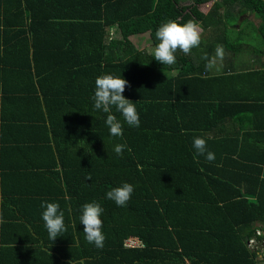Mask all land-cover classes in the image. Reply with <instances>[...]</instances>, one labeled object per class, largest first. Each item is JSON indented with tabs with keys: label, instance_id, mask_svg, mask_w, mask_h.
<instances>
[{
	"label": "trees",
	"instance_id": "1",
	"mask_svg": "<svg viewBox=\"0 0 264 264\" xmlns=\"http://www.w3.org/2000/svg\"><path fill=\"white\" fill-rule=\"evenodd\" d=\"M208 1L0 0V93L18 109L41 108L55 143L39 171L21 174L60 205L67 228L52 241L42 200H4L0 264H264V95L261 83L248 91L239 80L264 76V1L223 0L225 28L244 26L236 43L225 33L226 53L244 54L248 34H259L263 48L250 47L247 67L261 70L206 71L203 57L222 45H205L213 35H202L191 55L178 51L174 65L154 60L157 29L170 20L209 25L220 3L204 15L198 5ZM142 35L152 54L134 43ZM105 74L128 81L123 95L140 117L129 127L112 109L122 137L110 135L108 114L94 108L95 80ZM196 137L213 162L197 154ZM124 183L134 192L118 207L106 193ZM91 202L103 208V249L86 241L80 222ZM11 206L24 217L10 216ZM128 239L138 246L126 247Z\"/></svg>",
	"mask_w": 264,
	"mask_h": 264
},
{
	"label": "clouds",
	"instance_id": "2",
	"mask_svg": "<svg viewBox=\"0 0 264 264\" xmlns=\"http://www.w3.org/2000/svg\"><path fill=\"white\" fill-rule=\"evenodd\" d=\"M202 31V27L194 20H189L183 24L172 20L163 23L155 32L158 44L154 48V60L162 65L171 66L176 63V53L178 51L185 55H191L192 49L198 48L201 44ZM224 56L223 46L217 45L213 57L209 58L207 55L203 57L206 61L205 70H212L217 60L222 61ZM128 86V81L121 77H114L111 74L101 75L95 80V92L93 96L94 108L108 114L105 123L110 129V135L113 137L123 136V125L121 121L115 115L111 114L113 108L121 113L124 122L129 127L140 126V117L135 107L136 103L126 99L123 95ZM193 147L198 155L205 156L209 162L215 160V154L207 150V142L205 139L196 137L193 141ZM125 148L126 145L118 144L115 146L114 151L117 155H122ZM128 151H131V149H128ZM133 192L134 186L129 183H124L108 191L106 198L114 201L118 207H125L130 201ZM41 208L45 209L42 212V220L48 232L49 239L55 241L67 231L64 222V213L60 210V205L54 202H43ZM102 213L103 208L101 205L96 202H91L83 205L82 215L80 216L86 241L98 249H103L106 240V236L102 231ZM0 223H3L2 215H0ZM130 241L136 244L128 246V248L138 246L137 241L133 239L126 240L125 246Z\"/></svg>",
	"mask_w": 264,
	"mask_h": 264
},
{
	"label": "crops",
	"instance_id": "3",
	"mask_svg": "<svg viewBox=\"0 0 264 264\" xmlns=\"http://www.w3.org/2000/svg\"><path fill=\"white\" fill-rule=\"evenodd\" d=\"M217 0L203 2L198 5L200 12L204 15H207L209 12H212L213 7L215 6ZM181 5L191 6L194 3V0H180ZM226 8L224 10L218 9L215 16L209 20V25L206 23L204 25L203 22H199L198 24L202 27L203 31L201 36H208L211 38L207 43L212 44L214 42H222V46H225V56L227 57V47L225 39V34L220 32V29H232L231 26L225 28L224 24L227 25L226 19ZM253 16V15H251ZM241 20V18H240ZM238 25V24H237ZM220 29H219V28ZM230 27V28H229ZM240 29V26H239ZM238 32V31H237ZM207 38V37H206ZM150 44V43H149ZM148 44V45H149ZM242 71H246L252 69L250 67H243L241 65ZM261 69V68H260ZM215 73L221 75L222 72L217 69L214 70ZM259 71V70H257ZM234 72V71H232ZM243 77L239 79L241 84L243 85L245 90L253 91L254 84L258 83L261 85H257V88L260 87L262 91L258 94L264 95V76H258L254 79ZM2 81V79H1ZM263 81V83H262ZM13 82V81H9ZM7 84V83H6ZM218 84V81H217ZM10 88H14L13 85L9 86ZM4 90V89H3ZM2 92L0 93V215H2V202L6 199L9 200H20L26 201L28 203H32L34 201L42 200V202H47V191L43 188V192L41 190L38 192L33 190V181L29 180L28 177H25L21 174L26 170L28 174L32 171V173H36L35 171H39V168L42 166V163L46 161L47 151L49 147H55V143L47 140L48 136L50 138L52 136V128H49L46 120L45 113H43L40 109L37 108V111L32 112V106L28 104L27 107L23 109H18L17 104L11 101H4ZM243 95H247V92H243ZM40 100V99H39ZM35 101V100H34ZM38 101V100H37ZM31 102V101H30ZM41 103V101L39 102ZM40 110V111H39ZM33 116H37V121H33ZM245 118L247 116H244ZM24 120L30 121V127L23 126L25 125ZM48 128V129H47ZM44 150H41L43 149ZM46 157V158H45ZM43 161V162H40ZM25 169V170H24ZM45 172V171H44ZM32 175V174H30ZM33 180L34 178L30 176ZM24 184V187L22 185ZM23 188V189H21ZM8 195H3L4 193ZM11 202V201H10ZM14 207H8V212L11 214L10 216H16L18 218L24 217L23 214L19 212H13ZM40 210H43L40 209ZM45 210V209H44ZM34 211V210H33Z\"/></svg>",
	"mask_w": 264,
	"mask_h": 264
},
{
	"label": "rangeland",
	"instance_id": "4",
	"mask_svg": "<svg viewBox=\"0 0 264 264\" xmlns=\"http://www.w3.org/2000/svg\"><path fill=\"white\" fill-rule=\"evenodd\" d=\"M249 19H250V23H255V25L258 24L259 22V18L255 17V16H251V15H248ZM233 25H235V23H233ZM219 28V27H218ZM220 29V28H219ZM244 29V26H242L239 30L238 28H230V29H220V32L223 33V34H227L228 36L230 35H233L234 37V41L235 43L239 40L238 39V33H235L236 31H240L242 30L243 31ZM116 35H118V33H115ZM248 37L249 39L251 40V46H244V50H245V53L242 54V55H239V54H235V53H232V52H229L227 53V58L225 60H229V61H220V60H217L216 62V65H215V68L222 72V70L224 69L225 66L227 65H234L236 64V67H240L241 65H243V67H247L248 63L251 62L252 60V55L250 53L249 50H250V47L251 48H256V46L258 45V47L260 48H263V41L261 40V37L259 36V34H251V36L248 34ZM134 43L137 45V47L140 49V50H144L146 53L148 54H152V51L151 49L149 48V43H151V39L148 35H142V36H139L137 38H134ZM261 57V56H260ZM262 67H264V64H261ZM261 65H252V70H261L260 67ZM250 244L252 246L255 245V243H252L250 242ZM260 247L262 248V250H264V243H262L260 245Z\"/></svg>",
	"mask_w": 264,
	"mask_h": 264
},
{
	"label": "flooded vegetation",
	"instance_id": "5",
	"mask_svg": "<svg viewBox=\"0 0 264 264\" xmlns=\"http://www.w3.org/2000/svg\"><path fill=\"white\" fill-rule=\"evenodd\" d=\"M217 2L220 3V7H219V9L222 8V10H224L225 8H227L226 5H224V3H223L224 1H223V0H217ZM229 28H230V27H229ZM232 28H238V30H239V25L235 24L234 27H232ZM236 32H237V31H236Z\"/></svg>",
	"mask_w": 264,
	"mask_h": 264
},
{
	"label": "built area",
	"instance_id": "6",
	"mask_svg": "<svg viewBox=\"0 0 264 264\" xmlns=\"http://www.w3.org/2000/svg\"><path fill=\"white\" fill-rule=\"evenodd\" d=\"M136 243H134L133 241H130V242H128L127 244H126V246L128 247V246H133V245H135Z\"/></svg>",
	"mask_w": 264,
	"mask_h": 264
},
{
	"label": "water",
	"instance_id": "7",
	"mask_svg": "<svg viewBox=\"0 0 264 264\" xmlns=\"http://www.w3.org/2000/svg\"><path fill=\"white\" fill-rule=\"evenodd\" d=\"M264 1V0H263Z\"/></svg>",
	"mask_w": 264,
	"mask_h": 264
}]
</instances>
